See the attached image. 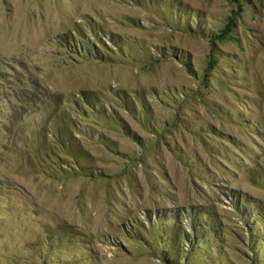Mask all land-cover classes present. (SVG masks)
<instances>
[{"label":"rangeland","instance_id":"obj_1","mask_svg":"<svg viewBox=\"0 0 264 264\" xmlns=\"http://www.w3.org/2000/svg\"><path fill=\"white\" fill-rule=\"evenodd\" d=\"M0 264H264V0H0Z\"/></svg>","mask_w":264,"mask_h":264}]
</instances>
